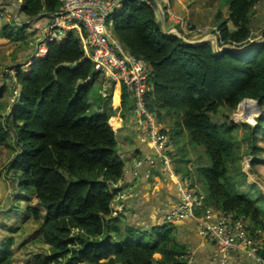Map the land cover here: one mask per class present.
Here are the masks:
<instances>
[{
	"label": "trees",
	"instance_id": "obj_1",
	"mask_svg": "<svg viewBox=\"0 0 264 264\" xmlns=\"http://www.w3.org/2000/svg\"><path fill=\"white\" fill-rule=\"evenodd\" d=\"M260 1H227L229 17L217 34L221 45L242 47L254 38L252 18ZM61 6V0H22L20 14L28 23L6 24L0 37L18 40L19 28L49 17ZM112 32L150 66L153 89L146 95L148 109L157 118L161 109L180 114L191 139L205 146L212 165L202 173L208 187L203 207L233 212L248 219L251 231L264 230V209L247 195L248 176L235 137L239 125L212 118L221 107L232 111L244 99L258 101L261 113L256 125L243 127L249 130L246 140L254 157L251 171L261 178L253 165L264 162V44L245 53L216 55L211 42L194 45L167 36L151 0H123L113 16ZM70 64L76 66L69 68ZM13 70L11 89L19 87V98L0 119V144L13 152L8 170L18 189L33 190L39 204L27 206L25 216L38 223L35 232L49 245V253L39 256L38 264H187L186 248L172 225L149 235L128 229L124 237L118 229L113 230L119 231L115 239L110 236L107 219L114 199L110 184L121 178L124 165L117 154L109 102L105 110L86 116L92 88L105 79L94 71L77 33L72 31L63 43H51L47 56L29 70ZM7 96L8 90L0 87V100ZM129 98L123 87L125 108ZM255 109V102L249 100L239 108L249 115ZM7 247L0 246V264H13ZM257 254L264 262V237Z\"/></svg>",
	"mask_w": 264,
	"mask_h": 264
},
{
	"label": "built area",
	"instance_id": "obj_2",
	"mask_svg": "<svg viewBox=\"0 0 264 264\" xmlns=\"http://www.w3.org/2000/svg\"><path fill=\"white\" fill-rule=\"evenodd\" d=\"M122 1L61 0L60 10L51 14L37 30L33 54L26 60L25 67L29 70L35 61L47 56L51 43H63L75 31L81 39L85 56L93 63L94 71L104 76L105 86L118 82L127 89L141 127V139L149 144L154 160L161 163L163 172L175 183L180 202L166 215V221L173 223L194 219L199 233L216 246L215 260L218 264H227L232 251L264 264L262 257L257 254L264 230L257 228L251 231L248 219L233 212L213 207L205 209L204 196L193 190V182L189 178L178 175L173 168L168 151L170 136L161 128L156 115L146 105L150 66L127 49L112 32L113 16L121 10ZM21 4L22 0L13 2L18 11ZM164 14L175 25L183 27L185 36L199 32V28L193 27L174 10L167 9ZM2 16L0 13V18ZM170 29L178 30L177 27ZM218 33L217 31L216 34ZM18 68L23 69V66ZM12 75H15L13 69ZM15 95L19 98L17 90ZM103 95L106 96L105 93Z\"/></svg>",
	"mask_w": 264,
	"mask_h": 264
},
{
	"label": "crops",
	"instance_id": "obj_3",
	"mask_svg": "<svg viewBox=\"0 0 264 264\" xmlns=\"http://www.w3.org/2000/svg\"><path fill=\"white\" fill-rule=\"evenodd\" d=\"M16 1L19 0H0V8H3L6 13V24L12 22L16 23L19 16L20 18L23 16V19H26V17L20 14V11L14 7L13 2ZM156 1L162 7V10L164 9L163 12L167 9H172L186 19L193 27L202 28V33H189V39L196 40L201 38V36L203 37L215 33V31H206V29L210 30L211 27H209V25H205L204 27L200 26L195 21L196 17L191 16L192 13L198 15L210 0ZM0 13L3 14L2 18H0L1 21L4 19L3 17L5 14L4 12ZM47 18L48 17L43 16L32 21V23H30L33 28L32 31L39 29ZM165 18L168 28H181V30L186 33L183 27L175 25L167 16H165ZM26 23H28V20H25L23 25ZM228 24L231 25V22ZM213 27L214 29H218L217 26ZM29 56L31 57L32 53ZM30 57H27V59ZM14 63L17 64L16 62ZM18 64H20V62ZM98 88L102 98L109 96V99H105L104 102L99 104L98 110H100V112L105 110V103L109 102L110 124L116 134L117 154L124 165L121 178L110 184V189L114 194V199L111 204L112 212L111 215L108 216L110 219L111 238L115 239L116 234L119 233V231L113 232L114 229L112 228L114 225L117 226L118 224L124 228L123 231H120L124 237H126L128 229H134L137 230L138 233L149 235L159 227L172 225L177 240L186 248L185 260L187 264H218V261L215 260L216 246L199 233L197 223L194 219L180 220L173 223H168L166 221V215L180 202V195L175 183L163 172L161 163L154 160L153 152L149 144L141 139V127L134 114L133 100L131 97L129 98V108H125L122 105L123 86L120 83L111 82L105 86L103 82L98 85ZM103 93H105L106 96H104ZM165 115L166 116H164L162 112V115L157 118V121L161 128L170 136L171 143L168 151L169 154L173 156L175 167L178 170L186 167L189 171H192L194 177L192 175V177L189 176L187 178L193 181L195 186L197 185L201 188L202 182L197 179L198 172L196 170V162L189 153H187L186 158H184L185 154L182 153L180 145L177 144L176 140L173 138L174 130L172 131L171 116H169L170 114L167 112H165ZM257 178L261 179L258 176ZM261 181L263 182L262 184H264V179H261ZM197 186L196 190L198 191ZM0 190L2 193L7 190L5 183L2 181L0 182ZM2 198V202L4 203V197ZM227 264L261 263L232 251L229 254Z\"/></svg>",
	"mask_w": 264,
	"mask_h": 264
},
{
	"label": "rangeland",
	"instance_id": "obj_4",
	"mask_svg": "<svg viewBox=\"0 0 264 264\" xmlns=\"http://www.w3.org/2000/svg\"><path fill=\"white\" fill-rule=\"evenodd\" d=\"M227 1L228 0H210L208 4L204 6L202 11L198 13V15L192 13L191 16L196 17L195 21L200 26L204 27L205 25H209V27H211L210 30L206 29V31H215L217 33L218 29H214L213 26H217L218 28L220 25L224 24L229 17ZM0 12H4L5 14L3 17L4 19L0 21V28H2L6 25V13L3 8H0ZM25 20L27 21V19H23V16L22 18L19 16L16 24L22 27ZM252 22L253 37L257 38L263 35L264 0H261L256 4ZM32 29L31 24L27 28H19L18 30L21 33L18 40H7L6 38L0 37V87L8 90V96L0 100V119L5 118V115L10 112L14 102H16L15 91H19V87H15V91L11 89L13 81L9 79V75H11V69L13 67V69H15L16 66H23V69L27 71V68L25 67L26 59L27 57H30L29 55H31V53L33 54L34 38L36 37V32L38 30L36 29L32 31ZM178 30L179 32H183L181 28H178ZM201 31L202 28H199V33L203 32ZM183 34L185 35L184 32ZM186 37L189 38L188 34ZM14 62L17 64L20 62V64L17 65ZM152 89L153 87L150 82L149 91H152ZM102 102H104V99L99 93V88L98 86H94L91 91V107L86 116L91 118L100 112V110H98V106ZM161 111L164 116H166L165 112L170 113L169 116H171L170 118L172 120V131L174 130L173 138L176 140V143L180 145L182 153L185 154L184 158H186V154L189 153L196 162V170L198 172L197 179L202 182L201 188L203 189L196 185L199 191L198 192L196 190V186L193 184V190L205 197L204 204H206L208 187L202 173L211 167V158L205 146L193 141L189 133L185 131L180 114L174 113L168 109H161ZM258 116L259 111L257 109H255L252 114L250 112L249 115L246 110L236 109L231 111L221 107L219 112L216 115H213L212 118L219 122H234L239 125V128L235 130V137L240 146L243 171L248 176L246 177L249 183L247 185L249 190L247 191V195L264 209V196H262V193H264V184H262L263 182L261 179H258L251 171V162L254 157L252 156L250 148H248V142L246 140V134L249 130L246 127H243L244 123L256 125V118ZM261 144L264 148V138L262 139ZM261 152L263 153L262 158L264 160V150ZM169 155L172 159L173 168L178 175L182 177H192L193 175L194 177V173L189 171L186 167L179 170L176 169L173 156L171 154ZM12 157L13 152L11 150L9 151V149H6L0 144V182H4L7 187V190L4 193L0 190V246H8L7 248L13 253V264H38L37 259L39 256L43 257L49 253V245L45 244L36 234L35 231L38 228V223L32 219L31 215H28L27 218L25 217L27 206H38L39 204L34 197L33 190L21 191L18 189L17 179L14 178L13 172L8 170L9 162ZM253 168L257 174L264 179V162L253 165ZM239 191L244 192L242 190ZM2 197H4V203L2 202ZM211 207L215 208L214 206ZM107 220H109V218ZM112 228L114 230H124V228H122L119 224L117 226L114 225Z\"/></svg>",
	"mask_w": 264,
	"mask_h": 264
},
{
	"label": "water",
	"instance_id": "obj_5",
	"mask_svg": "<svg viewBox=\"0 0 264 264\" xmlns=\"http://www.w3.org/2000/svg\"><path fill=\"white\" fill-rule=\"evenodd\" d=\"M151 1L156 6V8L158 9V12H159L160 18H161L162 31L164 32L165 35L176 36V37L182 39L183 41H185L189 44H194V45H200V44H203L205 42H211L214 54H216V55H220L224 51H231V52H235V53H245L252 48H255L257 46L264 44V36H262V35L260 37L253 38L248 44H246L242 47H237V46L232 45V44L221 45L220 40L218 38V35L216 33L209 34L205 37H201V38L196 39V40L189 39L183 33L179 32L178 30H172V29L168 28L162 7L158 4V2L156 0H151ZM75 66H76V64L68 65L69 68H72ZM247 100L255 102L256 109L259 111V115H260L261 112H260L258 101H255V100L244 99L239 104L238 109L240 108L241 104Z\"/></svg>",
	"mask_w": 264,
	"mask_h": 264
}]
</instances>
